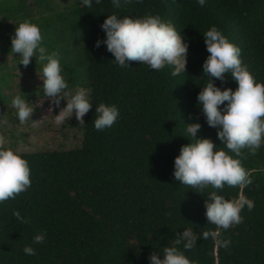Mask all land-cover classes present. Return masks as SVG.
I'll list each match as a JSON object with an SVG mask.
<instances>
[{
	"label": "trees",
	"instance_id": "trees-1",
	"mask_svg": "<svg viewBox=\"0 0 264 264\" xmlns=\"http://www.w3.org/2000/svg\"><path fill=\"white\" fill-rule=\"evenodd\" d=\"M15 1L20 8L16 17L0 11L2 18L25 12L36 21L32 3L49 9L52 0ZM113 14L159 15L171 22L189 45L186 71L173 76V67L167 65L158 71L138 61L117 65L105 44L96 47L106 39L101 25ZM38 22L43 38L50 40L42 39V46L59 53L68 84H84L93 106L83 119L80 143L68 150L8 147L27 160L31 186L0 203V264H150L151 254L172 246L187 228L210 234L191 250H184L183 242L176 245L195 264H264V144L254 155L242 149L239 157L251 185L201 191L173 175L181 146L192 139L186 131L189 124L200 123L198 137L229 151L218 139V129L207 124L197 100L209 82L203 73L210 55L203 34L216 26L241 49L242 64L264 84V0H206L202 7L196 0H121L119 8L111 0H93L91 7L73 0L65 12ZM73 56L84 60L82 71L71 63ZM224 77L213 82L221 90L235 91L238 84L231 73ZM100 103L114 104L120 113L103 131L93 125ZM211 191L227 199L242 191L254 207L241 211L242 223L217 228L205 216ZM14 210L28 222L21 223ZM212 232L218 233L215 239ZM40 233L46 234L44 243H33ZM217 240L231 243L224 248ZM26 245L35 255L23 252Z\"/></svg>",
	"mask_w": 264,
	"mask_h": 264
},
{
	"label": "clouds",
	"instance_id": "clouds-1",
	"mask_svg": "<svg viewBox=\"0 0 264 264\" xmlns=\"http://www.w3.org/2000/svg\"><path fill=\"white\" fill-rule=\"evenodd\" d=\"M114 7L121 6V0H111ZM125 3L130 0H124ZM139 2V0H138ZM91 7L93 0H82ZM96 4L101 0H95ZM201 7L206 0H196ZM106 33V39L96 42V47L105 44L107 51L114 57V61L121 68L129 67L132 61L141 62L149 66L150 70H160L166 65L172 66V75L177 76L186 71L188 43L184 41L180 32L171 22L163 21L159 15H146L133 18L118 17L113 14L101 25ZM206 50L210 55L203 63V73L209 77V82L198 93L197 100L206 122L210 127L217 128V137L225 145L226 152L219 149L209 138L198 137L200 123L189 124L186 131L192 137L190 143L180 148V154L174 160V178L183 185L201 191L211 186L213 189L229 187H245L252 184L248 171L242 166L239 157L242 149L247 148L251 154H256L264 144V84L258 83L253 75L242 64L241 49L230 42L216 27L212 26L204 34ZM42 34L38 25L28 20L22 21L15 27L11 38V51L19 54V64L27 67L31 58H39L42 67V89L46 99L59 108L55 114L54 123L62 125L73 115L84 125L83 117L92 108L89 90L77 87L74 91H67L69 85L62 75L59 53H49L42 46ZM231 73V78L238 84L233 91L231 88L221 90L213 82V78L223 81L224 74ZM61 100L66 106L60 107ZM225 102H227L225 104ZM12 107L21 124L32 115L34 109L22 96L12 99ZM223 105V107H221ZM93 121L97 131L110 128L117 121L120 113L114 104L100 103L95 109ZM6 138L0 134V203L8 199H15L31 186L30 167L24 158L11 148H5ZM234 153L235 158L229 155ZM247 206L251 211L254 201L241 191L237 198L227 199L217 191H211L205 202V216L209 224L227 230L233 225L242 223L241 211ZM13 215L21 222L28 221L14 210ZM44 233L33 237V243L42 244ZM210 234L205 232L198 235L192 228L184 229L178 235L172 246L163 248L159 253L150 255V264H195L176 245L183 242L184 250H191L196 246L199 238L207 239ZM215 239L217 232H212ZM218 246L228 248L229 240H217ZM26 255H35V249L26 245L23 248Z\"/></svg>",
	"mask_w": 264,
	"mask_h": 264
},
{
	"label": "rangeland",
	"instance_id": "rangeland-1",
	"mask_svg": "<svg viewBox=\"0 0 264 264\" xmlns=\"http://www.w3.org/2000/svg\"><path fill=\"white\" fill-rule=\"evenodd\" d=\"M28 1L33 2V0ZM72 3L73 0H52L49 3V9L32 3L30 12L36 21L30 19L25 12L15 19H4L0 14V134L6 138L5 148L12 146L13 149L20 151L44 148L68 150L79 144L82 139V128L75 115L70 120H65L62 125L58 126L54 123V115L58 114L60 109L44 96L43 81L38 75L42 76L38 55L36 58H31L29 65L24 67L19 64V54H13L11 51V38L15 33V27L20 22L28 20L38 25L42 37H44L41 24L38 21L51 13L65 12ZM17 8L20 10L19 4L16 5L15 0H0V11L7 17H16L14 12ZM13 22L14 24H12ZM55 24L60 27L57 21ZM45 38L47 39L43 38L44 42H50L48 36ZM71 60L78 71L84 69L85 63L82 58L73 56ZM62 75L67 81L63 71ZM77 87L85 86L82 83L69 85L67 91H74ZM17 95L24 97L34 109L32 119L30 118L24 124L19 122L16 109L12 107L11 103ZM64 106H66V101L61 100L60 107Z\"/></svg>",
	"mask_w": 264,
	"mask_h": 264
}]
</instances>
